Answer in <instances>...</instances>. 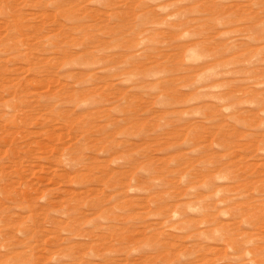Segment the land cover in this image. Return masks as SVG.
I'll return each mask as SVG.
<instances>
[{"label":"rangeland","instance_id":"374dc122","mask_svg":"<svg viewBox=\"0 0 264 264\" xmlns=\"http://www.w3.org/2000/svg\"><path fill=\"white\" fill-rule=\"evenodd\" d=\"M0 264H264V0H0Z\"/></svg>","mask_w":264,"mask_h":264},{"label":"bare ground","instance_id":"6f19581e","mask_svg":"<svg viewBox=\"0 0 264 264\" xmlns=\"http://www.w3.org/2000/svg\"><path fill=\"white\" fill-rule=\"evenodd\" d=\"M50 167V166H49ZM216 247V246H215ZM220 248V247H219Z\"/></svg>","mask_w":264,"mask_h":264}]
</instances>
